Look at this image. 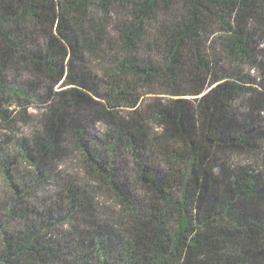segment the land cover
<instances>
[{
    "label": "trees",
    "instance_id": "1",
    "mask_svg": "<svg viewBox=\"0 0 264 264\" xmlns=\"http://www.w3.org/2000/svg\"><path fill=\"white\" fill-rule=\"evenodd\" d=\"M0 126V264H264V0H0Z\"/></svg>",
    "mask_w": 264,
    "mask_h": 264
},
{
    "label": "rangeland",
    "instance_id": "2",
    "mask_svg": "<svg viewBox=\"0 0 264 264\" xmlns=\"http://www.w3.org/2000/svg\"><path fill=\"white\" fill-rule=\"evenodd\" d=\"M10 130L9 129H5L3 126L1 127L0 126V138H2V134H5L6 132H9ZM2 191V186H1V183H0V192Z\"/></svg>",
    "mask_w": 264,
    "mask_h": 264
},
{
    "label": "water",
    "instance_id": "3",
    "mask_svg": "<svg viewBox=\"0 0 264 264\" xmlns=\"http://www.w3.org/2000/svg\"><path fill=\"white\" fill-rule=\"evenodd\" d=\"M211 89V88H210ZM210 89H208V90H210ZM206 93V92H205ZM205 93H203V94H205ZM203 94H201V95H192V96H185V97H188V98H198V97H201Z\"/></svg>",
    "mask_w": 264,
    "mask_h": 264
}]
</instances>
